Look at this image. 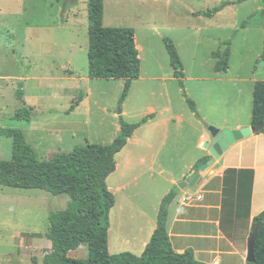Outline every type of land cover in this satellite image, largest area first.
<instances>
[{
  "label": "rangeland",
  "instance_id": "374dc122",
  "mask_svg": "<svg viewBox=\"0 0 264 264\" xmlns=\"http://www.w3.org/2000/svg\"><path fill=\"white\" fill-rule=\"evenodd\" d=\"M224 2L230 3L227 12L212 19L198 16ZM59 3L0 0V128L23 132L41 161L78 146L112 144L130 105L139 113L127 122L137 123L147 116V101H185L166 40L178 51L193 101H240L242 107L243 101H253L249 85L215 81L213 54L219 51L229 52L231 75L264 81V0H107L104 26L136 31L145 82H138L126 100L133 104H121L124 80L89 78V20L80 32L82 49L72 52ZM199 79H209L208 95L199 91ZM24 106L34 110L32 122L15 119ZM12 152L13 139L0 135V161H10ZM150 180L141 179L129 193L154 201L166 185L151 186ZM69 202L68 196L43 190L0 186V264H45L52 252L45 237L50 213L66 210ZM70 257L87 260L88 247Z\"/></svg>",
  "mask_w": 264,
  "mask_h": 264
},
{
  "label": "crops",
  "instance_id": "0c3cea01",
  "mask_svg": "<svg viewBox=\"0 0 264 264\" xmlns=\"http://www.w3.org/2000/svg\"><path fill=\"white\" fill-rule=\"evenodd\" d=\"M61 1L56 0L60 2L59 15L62 19L61 3L64 0ZM106 4L107 0L104 21ZM227 9L219 14L227 12ZM64 16L65 21H61L60 25L68 31L71 41L68 48L72 52L78 48L81 50L80 32L89 20V0L69 4ZM230 69L226 73H216L215 81L228 85L247 84L252 91L255 90L259 80L234 77ZM138 82H145L142 72L140 79L133 82L128 97L133 96ZM197 82L199 91L208 95L210 88L205 82L209 79ZM141 89L145 91V87ZM194 102L199 117L192 112L186 100L147 101L149 110L146 117L152 116L151 119L134 133L127 146L116 156L117 170L108 179L109 189L116 198L110 215L111 255L132 253L141 256L157 229L165 197L178 184L191 181L196 165L204 159H211L212 137L203 123L220 130L252 127L254 96L253 101H243V107L240 101ZM124 103L133 104V101ZM138 111L130 105L124 111L126 121H132L128 118L137 115ZM145 177L151 179V186L166 185V191L152 202L147 199L145 202L141 193H129L132 186L138 189V183ZM186 193L202 194L203 199L196 205L184 206L181 199ZM263 212L264 133H261L233 145L220 160L201 173V180L195 188L177 193L169 207L167 231L174 251L178 254L192 251L199 263L248 264L253 221ZM34 236L41 237L40 234Z\"/></svg>",
  "mask_w": 264,
  "mask_h": 264
},
{
  "label": "trees",
  "instance_id": "16d2710c",
  "mask_svg": "<svg viewBox=\"0 0 264 264\" xmlns=\"http://www.w3.org/2000/svg\"><path fill=\"white\" fill-rule=\"evenodd\" d=\"M80 0H64L63 13L69 4ZM230 3L224 2L198 16L208 19L216 17ZM105 0H89V78L91 80H124L121 104L129 96L132 84L141 77V59L137 48L136 31L130 27L104 26ZM246 25H244L245 27ZM172 59L175 77L179 80L182 95L192 112L199 117L196 103L185 88V74L180 56L170 40H166ZM217 60L216 73L230 69L229 52L213 54ZM18 92V100H23ZM83 101V95L76 102ZM71 112L75 111V105ZM34 110L24 106L16 112L15 119L32 122ZM152 116L138 123H128L120 116L121 134L110 145L87 144L78 146L70 153H59L48 161H41L33 147L26 141L23 132L0 128V135L13 139L10 161H0V186L43 190L55 197L68 196V208L52 211L45 237L52 244V252L45 256V264H202L196 261L192 251L178 254L174 251L167 231L169 207L177 193L172 191L162 202L158 215L157 229L141 256L132 253L111 255L109 252L110 215L116 205L115 195L110 191L108 179L117 170L116 156L122 152L134 133L145 125ZM264 122V81H259L254 90L252 126ZM264 133V132H263ZM204 159L194 169V175L210 161ZM261 225L255 246L256 262L264 264V212L257 216L251 235ZM87 246V260L74 259L70 253ZM250 264V263H248Z\"/></svg>",
  "mask_w": 264,
  "mask_h": 264
},
{
  "label": "water",
  "instance_id": "95a60500",
  "mask_svg": "<svg viewBox=\"0 0 264 264\" xmlns=\"http://www.w3.org/2000/svg\"><path fill=\"white\" fill-rule=\"evenodd\" d=\"M122 115V112L119 113ZM205 128L211 133V143H210V154L211 160L208 161L200 170V173L194 175L190 182L184 181L177 186L174 187V191L176 193H181L186 189L195 188L196 185L201 180V173L207 171L210 167H212L220 158L229 151V149L235 145L236 143L248 139L252 136L259 135L264 132V122L257 126H252L248 128H244L241 130H220L216 127L210 126L207 123H203ZM261 225L258 226L253 234L251 235L248 243V263L252 264L256 262L255 256V246L256 241L259 235Z\"/></svg>",
  "mask_w": 264,
  "mask_h": 264
},
{
  "label": "built area",
  "instance_id": "2783aa9c",
  "mask_svg": "<svg viewBox=\"0 0 264 264\" xmlns=\"http://www.w3.org/2000/svg\"><path fill=\"white\" fill-rule=\"evenodd\" d=\"M205 143H202V146H204ZM203 199L202 194H193V193H186L182 199L181 203L184 206H193L196 205L197 203H200Z\"/></svg>",
  "mask_w": 264,
  "mask_h": 264
}]
</instances>
